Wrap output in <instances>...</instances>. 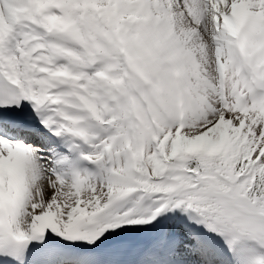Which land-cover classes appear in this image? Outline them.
Segmentation results:
<instances>
[{
    "label": "snow or ice",
    "instance_id": "snow-or-ice-1",
    "mask_svg": "<svg viewBox=\"0 0 264 264\" xmlns=\"http://www.w3.org/2000/svg\"><path fill=\"white\" fill-rule=\"evenodd\" d=\"M0 264H264V0H0Z\"/></svg>",
    "mask_w": 264,
    "mask_h": 264
}]
</instances>
